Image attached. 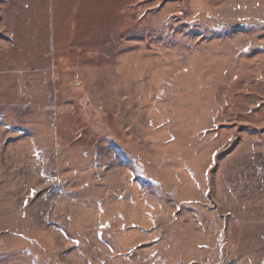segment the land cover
<instances>
[{
    "label": "rangeland",
    "instance_id": "374dc122",
    "mask_svg": "<svg viewBox=\"0 0 264 264\" xmlns=\"http://www.w3.org/2000/svg\"><path fill=\"white\" fill-rule=\"evenodd\" d=\"M0 264H264V0H0Z\"/></svg>",
    "mask_w": 264,
    "mask_h": 264
},
{
    "label": "trees",
    "instance_id": "16d2710c",
    "mask_svg": "<svg viewBox=\"0 0 264 264\" xmlns=\"http://www.w3.org/2000/svg\"><path fill=\"white\" fill-rule=\"evenodd\" d=\"M112 150H113V152H114L115 155L118 154V151L117 150H115L114 148H112Z\"/></svg>",
    "mask_w": 264,
    "mask_h": 264
},
{
    "label": "snow or ice",
    "instance_id": "6c2138e0",
    "mask_svg": "<svg viewBox=\"0 0 264 264\" xmlns=\"http://www.w3.org/2000/svg\"><path fill=\"white\" fill-rule=\"evenodd\" d=\"M103 226V225H102Z\"/></svg>",
    "mask_w": 264,
    "mask_h": 264
}]
</instances>
